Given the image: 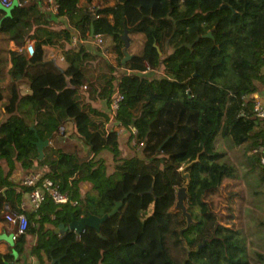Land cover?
<instances>
[{
	"label": "trees",
	"instance_id": "obj_1",
	"mask_svg": "<svg viewBox=\"0 0 264 264\" xmlns=\"http://www.w3.org/2000/svg\"><path fill=\"white\" fill-rule=\"evenodd\" d=\"M19 3L9 12L0 7V100L8 115L0 122V213L29 197L32 187L12 180L18 169L42 170L76 204L47 196L24 211L27 229L0 251V264H23L27 255L39 264H251L239 231L207 197L236 177L215 145L219 136L244 146L250 171L264 183V121L253 110L264 83V0H61L56 15L40 0ZM91 28L116 64L83 43ZM125 30L141 47H129L132 57L122 63ZM30 39L35 52L27 57L21 49ZM50 47L64 57L63 68L47 58ZM115 93L121 100L111 113ZM67 127L73 149L48 145L39 160L37 137L51 140ZM104 151L113 155L111 169ZM197 156L185 199L194 224L181 236L179 170ZM125 194L99 233L54 232L72 215L107 214Z\"/></svg>",
	"mask_w": 264,
	"mask_h": 264
},
{
	"label": "rangeland",
	"instance_id": "obj_2",
	"mask_svg": "<svg viewBox=\"0 0 264 264\" xmlns=\"http://www.w3.org/2000/svg\"><path fill=\"white\" fill-rule=\"evenodd\" d=\"M6 10L10 11V9ZM140 47L139 43L134 42L130 51L138 52ZM98 49L108 60L105 55V45L102 44ZM53 52L59 54L55 50ZM170 52L171 50L167 48L164 54ZM111 60H114V64H116L115 57L114 59L111 58ZM60 64H64V62ZM69 131L70 128L67 127L65 134H67V138L71 142L66 141V144L70 143L71 146H62L66 150L73 149L72 141L74 137L69 135ZM128 140L129 136L127 133H124L119 138L125 157H130L134 153ZM215 145L224 154L222 161L235 167L236 177L224 181L222 187L216 193L209 195L207 200L222 220L230 219V226L239 231V236L245 244L243 258L251 264H264V260L260 258V256L264 257V183L259 184L257 169L250 171L249 157L243 145L236 146L230 137L224 138L221 136L216 138ZM100 158L105 160L108 168H113L114 160L111 152H102ZM89 187L90 185L84 186L83 191Z\"/></svg>",
	"mask_w": 264,
	"mask_h": 264
},
{
	"label": "built area",
	"instance_id": "obj_3",
	"mask_svg": "<svg viewBox=\"0 0 264 264\" xmlns=\"http://www.w3.org/2000/svg\"><path fill=\"white\" fill-rule=\"evenodd\" d=\"M44 5L46 11L51 15H56L60 8V1L61 0H40ZM19 0H0V7L3 9H11L14 5H19ZM90 41L97 47H101L103 44L102 36L94 35L93 37L90 36ZM78 42V34L74 33L71 36L70 44L71 46L76 45ZM27 55V57H32L35 52V41L33 39L27 40L23 48L21 49ZM104 53V52H102ZM105 55L107 56L108 60L114 64L115 56L111 53H107L105 51ZM48 58L54 60L57 64L64 62V57L61 53L56 54L55 52L50 51L48 53ZM264 58V52H263ZM149 68L147 67V70ZM121 100V96L119 93H115L112 97L111 102V113L114 112L118 108V104ZM253 110L257 118L264 121V102L257 100L253 105ZM112 115V114H111ZM64 131V128H60V133ZM122 131V130H121ZM260 163L264 166V157L260 159ZM21 182L26 185L32 187L29 193V202L33 208V210H37L41 204L44 202L45 198L48 196L55 204H65V203H72L73 205L76 204L73 200L69 198V195L63 193L59 190V187L48 177L44 176V172L39 169H34L32 172L25 174L22 176ZM5 210H8V206L6 205ZM4 219L8 223L9 226L12 228L11 240L14 241L18 236L25 233L27 226H28V219L27 216L22 210V212H10L3 214Z\"/></svg>",
	"mask_w": 264,
	"mask_h": 264
},
{
	"label": "water",
	"instance_id": "obj_4",
	"mask_svg": "<svg viewBox=\"0 0 264 264\" xmlns=\"http://www.w3.org/2000/svg\"><path fill=\"white\" fill-rule=\"evenodd\" d=\"M222 7H225L223 5ZM211 34H208L210 36ZM90 36H94L93 28H91ZM122 40L124 41V58L122 59V63H125L126 61L130 60L132 55L127 51L130 41H129V36L127 30L124 31L122 35ZM155 48L157 49L158 53L160 54V48L157 44H154ZM187 47H191L190 44H186ZM36 147L38 151V159L41 160L44 156V148L49 145V140H41L39 137H37L36 141ZM199 158H197L187 164H185L183 167L180 168V173L181 177L184 180V185L179 186L176 191V202L174 205V209L177 211H180L182 215L185 218L186 225L183 229L180 230V234L182 236L183 232L187 230L192 224H194V220L192 219L191 214L187 210V206L185 204V199L187 195V186L190 183V174L188 172L189 167H191L194 163L198 162ZM150 192H152V189H150ZM127 195L125 194L123 198L120 201H117L113 207V209L108 212L107 214H104L101 217L89 214L87 216L80 217L79 219H76L74 215H72L71 222L69 223L68 226H64V224H59L55 229L54 232L56 234L60 233H65L67 231H73L77 234H81L83 231H85L86 228H93L96 230V232L99 233L100 231V225L104 223L108 217L115 215L119 208L123 204V199ZM60 261V258L57 259ZM55 260L52 261L54 263Z\"/></svg>",
	"mask_w": 264,
	"mask_h": 264
},
{
	"label": "crops",
	"instance_id": "obj_5",
	"mask_svg": "<svg viewBox=\"0 0 264 264\" xmlns=\"http://www.w3.org/2000/svg\"><path fill=\"white\" fill-rule=\"evenodd\" d=\"M65 23L69 26V23H68V20L65 19ZM129 36V35H128ZM129 41H130V45L129 47H132L133 44H132V41H131V38L129 36ZM83 43H91V41H84ZM10 47L13 49L14 46L13 44L11 43L10 44ZM128 47V48H129ZM53 48H49L48 50V53L50 51H52ZM111 54H113L115 56L114 53L111 52ZM47 58H48V54H47ZM10 65V64H9ZM8 65V66H9ZM58 65L60 67H64L65 66V63L64 64H59ZM156 71H160V70H156ZM26 92L28 91L27 89H24ZM257 97V100H260V101H263L264 102V83H262L259 87V91H258V94L256 95ZM4 101V98L2 100H0V122L4 121L8 115L5 114L3 111H2V102ZM97 107H100V108H105V102L101 101V102H98L96 103ZM124 134V133H123ZM121 134V136L123 135ZM66 141H70L71 140L69 138H67V134L66 135H58L54 138H52L51 140H49V145H51L52 147L54 148H58V147H61V146H71L70 143L66 144ZM65 149V148H64ZM25 175L24 171L18 169L15 171V173L13 174L12 176V180L14 182H18V181H21L22 179V176ZM13 204L18 208V209H15L12 205L11 208L9 207L8 204H6L8 206V210H5L3 211V213H0V251H5L8 249V247L12 246L13 245V241L11 240V234H12V228L11 226L8 225V223L6 221L3 220V214L4 213H8V211L10 210V212H17V210H24L26 212H31L33 211V208L29 202V197L27 196V194H24L21 199L18 201H16L14 199L13 201ZM35 242V238L32 237L31 239H29V243L33 244ZM24 264H39L36 257L35 256H32V255H27V259L25 261Z\"/></svg>",
	"mask_w": 264,
	"mask_h": 264
}]
</instances>
